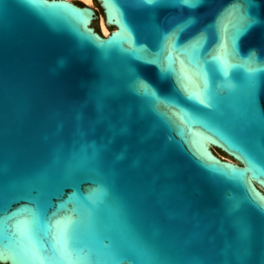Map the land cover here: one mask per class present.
<instances>
[{"label": "water", "instance_id": "95a60500", "mask_svg": "<svg viewBox=\"0 0 264 264\" xmlns=\"http://www.w3.org/2000/svg\"><path fill=\"white\" fill-rule=\"evenodd\" d=\"M95 1L0 0V252L10 257L0 264H63L59 236L40 223L53 212L57 227L75 221L70 264H264V182L252 179L249 203L192 156L180 120L169 126L158 115H171L167 102L141 86L160 79L145 63L164 67L160 32L191 19L175 29L172 55L210 106L181 93L180 107L264 162V0H236L234 18L233 0L175 10L159 7L200 0ZM243 11L255 21L244 34ZM164 80L171 86L176 74ZM207 151L246 168L219 142Z\"/></svg>", "mask_w": 264, "mask_h": 264}, {"label": "snow or ice", "instance_id": "6c2138e0", "mask_svg": "<svg viewBox=\"0 0 264 264\" xmlns=\"http://www.w3.org/2000/svg\"><path fill=\"white\" fill-rule=\"evenodd\" d=\"M107 2H112V0H107ZM147 4L153 5V0H147ZM251 4V0H250ZM199 6L200 9H203L207 5L202 3L201 0L196 5H184L181 7H159V8H171L173 10L177 8H185V9H195ZM238 7L236 0H233V4L230 5L229 15L233 18L235 17V12L233 11ZM243 9L242 7H239ZM149 9L154 12L156 8L149 7ZM228 11V10H226ZM85 16H90L91 13H83ZM243 19L246 22L245 31L250 30L254 25L255 21L253 18L248 17L247 14L242 12ZM130 22L131 17H130ZM233 19L229 21L232 23ZM194 23L191 19H187L184 16H180L177 18L176 24L170 26L171 34H167L164 32H160V45L164 48L165 58H164V67H161L160 63L155 60H146L145 63L149 65H157L160 69V79L154 80L152 83H148L146 81H141L142 88L146 89L150 92L152 98L157 102V104L167 102L169 109L171 111V115H167L164 113H158L161 116V119L164 120L169 126L173 124V118L180 120V124L182 127L179 128L180 134L182 136V140L184 144L188 145V151L191 152L192 156L197 159L199 163H202L204 167L210 169L212 172L219 174L221 177L228 178L230 181L234 183V185L239 188L245 195L246 200L249 203H253L256 197L255 190L252 187V179L260 180L264 182V162L257 161L253 154L242 145L238 138L235 136L226 133V132H212L209 131L206 124L199 122L200 119L197 115H190L188 112L184 111L183 108L180 107L181 101V93L186 96L188 101H191L193 105H203L205 107L210 106L209 102L205 98V90L204 85H201L202 92L194 91L192 88L191 78L183 72V70H178L175 65L177 62V58H174L172 53L176 51H180L177 47V33L183 31L188 25ZM179 28L180 31L177 32L175 29ZM85 39L93 40L90 33L85 36ZM204 39L203 34H201L198 38L194 40L192 45H198L201 40ZM101 46L105 45V42H99ZM227 54V53H225ZM219 60L218 56H213L209 63H216ZM166 61V62H165ZM169 73L176 74V81L171 86L165 83L164 77ZM155 84V88L153 87ZM156 88H159L161 94L168 93L164 95H158ZM198 108L196 111L198 112ZM199 113V112H198ZM196 126H199L203 132H206L208 135L205 137L201 133H194L192 129ZM219 142L221 145L225 147L233 155H239L244 158L246 163V168L244 170L237 169L234 167H230L228 165L220 164L219 161H216L214 158H211L210 154L207 151V145ZM259 164V168L256 165ZM250 170L254 172V175H250ZM257 206L260 208H264V203H260ZM14 215V214H13ZM57 213L53 212L51 217L48 215L46 217H42L40 223L42 225L46 224L50 229V233L53 239L56 236H59L60 246L59 248H55V252L60 261L63 264H70L72 260V249H71V230L75 221H67L61 227H57L56 221ZM32 230L35 232L34 227L32 226ZM14 235V233H12ZM10 257L6 256L3 252H0V260L9 259ZM33 259H39L38 257H32Z\"/></svg>", "mask_w": 264, "mask_h": 264}, {"label": "bare ground", "instance_id": "6f19581e", "mask_svg": "<svg viewBox=\"0 0 264 264\" xmlns=\"http://www.w3.org/2000/svg\"><path fill=\"white\" fill-rule=\"evenodd\" d=\"M85 1H86L90 6H92L94 0H85ZM99 19H100L99 24H100V27H101V32H102V34L108 36V35L110 34V31H111V30H109V27H108L106 24H104V16L99 17ZM226 159L231 160V159H229V158H226ZM231 161H232V160H231Z\"/></svg>", "mask_w": 264, "mask_h": 264}, {"label": "rangeland", "instance_id": "374dc122", "mask_svg": "<svg viewBox=\"0 0 264 264\" xmlns=\"http://www.w3.org/2000/svg\"><path fill=\"white\" fill-rule=\"evenodd\" d=\"M92 7H96V8H97V3H96L95 0L93 1V5H92ZM98 15H99V17L104 16V15H103V11H102V10L98 11ZM99 21H100V19L98 20V28H99V31H101V27H100ZM109 30H111V28H109ZM215 152L217 153L216 150H215ZM219 155H220L221 157H223V158H228L223 152H219Z\"/></svg>", "mask_w": 264, "mask_h": 264}]
</instances>
